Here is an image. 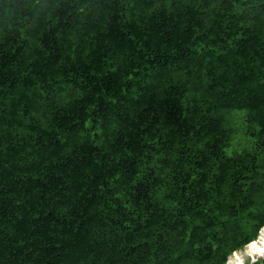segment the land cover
Masks as SVG:
<instances>
[{
	"label": "trees",
	"instance_id": "obj_1",
	"mask_svg": "<svg viewBox=\"0 0 264 264\" xmlns=\"http://www.w3.org/2000/svg\"><path fill=\"white\" fill-rule=\"evenodd\" d=\"M256 221L264 0H0V264H224Z\"/></svg>",
	"mask_w": 264,
	"mask_h": 264
},
{
	"label": "clouds",
	"instance_id": "obj_2",
	"mask_svg": "<svg viewBox=\"0 0 264 264\" xmlns=\"http://www.w3.org/2000/svg\"><path fill=\"white\" fill-rule=\"evenodd\" d=\"M264 229V221H256L249 225L247 233H241L233 241L226 253L224 264H264V236L261 235ZM252 247L251 254L246 251ZM235 253V256H233Z\"/></svg>",
	"mask_w": 264,
	"mask_h": 264
},
{
	"label": "rangeland",
	"instance_id": "obj_3",
	"mask_svg": "<svg viewBox=\"0 0 264 264\" xmlns=\"http://www.w3.org/2000/svg\"><path fill=\"white\" fill-rule=\"evenodd\" d=\"M238 118H239V117H238ZM241 120H242V119H241ZM230 124H231L232 126H235V127L238 126L237 123H235V122L233 121L232 116H230ZM244 125H245V124H244ZM241 138H242V142H244L245 140H248V137H246V136L241 137ZM230 144L232 145V148H233V147H238V148H240V147H243V146L246 145V144H244V143H238L237 141H235V138H232ZM261 235L264 236V229H261ZM246 251L248 252V254H251V252H252V247L249 246L248 249H247ZM233 256H235V253H233ZM229 259H230V264H231V259H232V258L230 257Z\"/></svg>",
	"mask_w": 264,
	"mask_h": 264
},
{
	"label": "bare ground",
	"instance_id": "obj_4",
	"mask_svg": "<svg viewBox=\"0 0 264 264\" xmlns=\"http://www.w3.org/2000/svg\"><path fill=\"white\" fill-rule=\"evenodd\" d=\"M229 259V258H228ZM229 264H230V259H229Z\"/></svg>",
	"mask_w": 264,
	"mask_h": 264
}]
</instances>
